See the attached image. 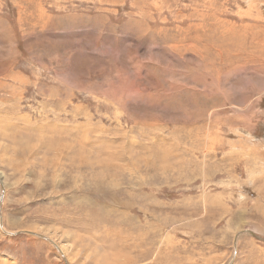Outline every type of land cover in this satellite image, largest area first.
I'll return each instance as SVG.
<instances>
[{
	"label": "rangeland",
	"instance_id": "374dc122",
	"mask_svg": "<svg viewBox=\"0 0 264 264\" xmlns=\"http://www.w3.org/2000/svg\"><path fill=\"white\" fill-rule=\"evenodd\" d=\"M0 179V264H264V0H0Z\"/></svg>",
	"mask_w": 264,
	"mask_h": 264
},
{
	"label": "water",
	"instance_id": "95a60500",
	"mask_svg": "<svg viewBox=\"0 0 264 264\" xmlns=\"http://www.w3.org/2000/svg\"><path fill=\"white\" fill-rule=\"evenodd\" d=\"M0 183H1V179H0ZM2 198H3V194H2V190H1V193H0V206H1V201H2ZM0 211H1V207H0ZM0 228L1 230L7 234V235H17V234H29V235H32V236H36L38 238H41L45 241H51V243H54L52 240H50L48 237H46L45 235H42V234H39V233H36V232H33V231H29V230H19V231H14V232H11V231H6L5 229L2 228V225H1V214H0ZM53 246L55 247V249L60 253V250L59 248L56 246V244L54 243Z\"/></svg>",
	"mask_w": 264,
	"mask_h": 264
},
{
	"label": "bare ground",
	"instance_id": "6f19581e",
	"mask_svg": "<svg viewBox=\"0 0 264 264\" xmlns=\"http://www.w3.org/2000/svg\"><path fill=\"white\" fill-rule=\"evenodd\" d=\"M0 188H1V190H2V194H3V192H4V186H3V182L1 181V183H0ZM1 190H0V193H1ZM3 199V198H2ZM2 202V201H1ZM1 207V206H0ZM0 214H1V220H2V212L0 211ZM1 225H2V228L4 229V227H3V223H2V221H1ZM30 231V230H29ZM34 232V231H33ZM50 239V238H49ZM51 240V239H50ZM48 242V241H47ZM54 242V241H53ZM48 243H50L52 246H53V244L54 243H51V241H49ZM56 244V243H55ZM56 246L59 248V246L56 244ZM59 250H60V248H59ZM63 258H64V256H63V253L61 252V250H60V253H59Z\"/></svg>",
	"mask_w": 264,
	"mask_h": 264
}]
</instances>
